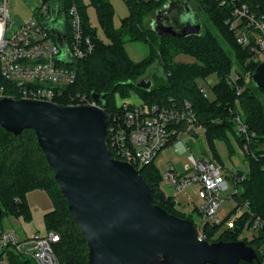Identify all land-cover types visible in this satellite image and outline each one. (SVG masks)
<instances>
[{"label": "trees", "instance_id": "1", "mask_svg": "<svg viewBox=\"0 0 264 264\" xmlns=\"http://www.w3.org/2000/svg\"><path fill=\"white\" fill-rule=\"evenodd\" d=\"M60 1L65 13L72 5H77L84 32L92 38L95 47L87 57L71 63L77 78L68 87L67 93L86 94L90 100L93 92L104 93L108 125L110 113L116 108L117 93L123 98L138 93L146 102L160 105L171 104L170 99L189 101L196 111L198 122L206 129L205 138L215 159L217 151L214 139L228 138L229 131L236 136L249 162V170L234 175L233 179L238 181L240 187L239 193L234 195L235 200L240 205L249 201L251 209L264 219V89L256 86L252 79L245 82V73L250 71L252 75L258 64L247 63L249 50L238 42L236 31L232 28V22L236 19L235 10L243 4L250 13L264 20V0H197L201 14L208 15L215 32L209 27H202L200 34L186 37L159 35L144 23L148 15L168 0H126L129 14L121 19L118 27L114 24L115 8L111 0H88L89 4L84 0ZM90 5L97 11L107 41L98 37L97 30L90 23L87 12ZM180 9L183 11L185 8ZM180 13L176 16L178 22ZM66 27L70 32L68 17ZM128 41L148 43L150 54L141 61L132 60L125 49ZM180 53L192 56L194 61H178ZM157 60L166 78L160 81L153 79L151 90L139 88L136 83ZM233 70L241 75L239 83L244 90L240 94L227 81ZM212 74L217 76L218 81L212 86L214 97L208 98L200 92L198 83ZM57 104L68 105L67 97L58 99ZM237 114L242 115L247 123L250 135L254 134L249 139L248 149L244 148L247 139L236 130L234 117ZM139 172L148 183L155 203L170 213L186 218L175 199L164 190L163 174L159 173L155 160L140 167ZM34 189L46 191L54 202V208L45 214V219L47 231L53 230L59 235V240L54 244L59 260L63 264H87L89 248L85 233L68 208V200L62 194L54 171L38 144L36 132L25 128L21 133L14 134L0 125L1 217L22 216L30 219L26 194ZM195 227L199 232L196 224ZM221 227L205 223L201 228L203 237L210 241L241 240L244 219L222 232ZM245 241L259 250L264 242V231L257 238ZM9 264L36 263L12 252Z\"/></svg>", "mask_w": 264, "mask_h": 264}, {"label": "built area", "instance_id": "2", "mask_svg": "<svg viewBox=\"0 0 264 264\" xmlns=\"http://www.w3.org/2000/svg\"><path fill=\"white\" fill-rule=\"evenodd\" d=\"M235 14L232 28L236 31L238 42L249 50L247 63L259 64L264 61V20L250 13L245 4L237 8ZM67 17L70 32L66 27ZM54 32L64 38L63 47ZM94 48L92 38L84 32L82 15L77 5H72L65 13L63 8L52 10L48 2L40 1L29 19L16 24L10 19L7 0L0 1V98H26L57 104L58 99L67 97L68 105H100L93 98L90 100L86 94L67 93L68 87L77 78V72L71 67V63L87 57ZM251 76L250 71L245 73V82ZM240 78L241 75L236 70L227 77L237 94L244 90V86L239 83ZM198 84L200 92L211 98L209 89L212 90V85L209 80L200 79ZM170 101L169 105H160L148 103L136 95L117 97L116 108L110 113V122L107 124V142L111 155L130 162L139 170L152 163L181 133L191 134V129L197 132L198 128L205 132V127L198 122L196 111L189 101ZM234 121L237 132L247 139L244 148L248 149L249 139L254 134L250 135L242 115H235ZM177 146L182 151L187 150L181 141ZM189 162L190 168L181 175L175 172L172 164L163 174V179L168 180L169 189H183L196 183L202 187L204 201L200 208L203 219L201 228L208 222L228 229L234 227L235 222L244 219L240 239L250 241L260 236L264 231V219L251 209L249 201L241 205L236 201L231 211L223 217L218 216L224 202L221 193L229 188L222 164L211 157L198 159L193 154L189 155ZM234 184L231 194L233 199L240 191L238 181ZM167 194L176 201L171 193ZM1 214L2 208L0 264H9L12 252L29 258L36 264H63L54 250V244L59 240L55 231L21 237L15 229L5 227L9 217L2 218ZM198 233L204 238L202 231ZM245 233H250L247 238ZM257 255V260H241L240 264H264V242L257 249Z\"/></svg>", "mask_w": 264, "mask_h": 264}, {"label": "water", "instance_id": "3", "mask_svg": "<svg viewBox=\"0 0 264 264\" xmlns=\"http://www.w3.org/2000/svg\"><path fill=\"white\" fill-rule=\"evenodd\" d=\"M180 7V19L171 21ZM187 0H168L156 11L152 28L179 37L200 34L202 21ZM61 47L64 38L54 32ZM264 89V61L252 73ZM136 85L153 87L152 79ZM100 105H59L26 98H0V125L19 134L36 132L68 208L85 233L87 264H240L258 259L257 247L245 240L201 238L190 218L155 203L150 187L130 162L111 155L107 142V99L92 93ZM195 138L199 134L191 129Z\"/></svg>", "mask_w": 264, "mask_h": 264}, {"label": "rangeland", "instance_id": "4", "mask_svg": "<svg viewBox=\"0 0 264 264\" xmlns=\"http://www.w3.org/2000/svg\"><path fill=\"white\" fill-rule=\"evenodd\" d=\"M187 1L193 8L192 13L194 12L199 20L202 21L203 28L209 27L215 32V28L210 22L208 15L201 14L198 8L197 0ZM38 2L39 1L37 0H7L10 19L16 24L29 19L33 15L34 9L38 6ZM84 2L89 4L88 0H84ZM111 2L114 4L115 8L114 24L116 27H118L120 25L121 19L129 14V8L127 6L126 0H111ZM157 9L145 18L144 23L147 27H152V22L155 19ZM87 12L91 25L97 30L98 37L103 41H107L105 32L100 25L95 7L93 5L88 6ZM179 12H182V9H177V14ZM125 49L127 55L134 61H141L145 59L151 51L150 45L144 41H128L125 45ZM177 60L183 62H193L194 58L190 55L180 53L177 56ZM237 65L239 66V64ZM241 70H243V68H241ZM142 78L152 80L154 79L156 81L166 78V73L159 60L154 62L148 68ZM207 79L212 86L218 81V78L215 74L208 76ZM251 79L252 78H249V81ZM208 87L210 88L209 85ZM209 93L211 94L210 97L213 98L214 95L211 89H209ZM132 95L140 97L138 93H133ZM115 97L117 101V97L120 98L122 96L120 93H117ZM197 133L199 134L198 138L193 137L187 132L181 133L175 141H172L159 153L155 159V165L159 173L165 174V172L170 169L172 164L175 167V172L177 174L181 175L187 172L188 168L191 166L189 162L190 154H193L198 159H206L211 157V149L207 139L205 138L204 130L198 128ZM180 141L186 146V151H182L177 146ZM213 142L217 151V158L215 160L224 167V172L229 183V188L221 193L222 198H224V202L219 209L218 216L223 217L227 212L233 209L236 204V200L231 198V194L235 188V181L233 179L234 175L238 174L239 171L247 172L249 170V162L245 158L244 150L240 146L236 136L231 131L228 132V138H216ZM162 185L164 189H166L167 193H171L176 198L178 208L185 212L186 218L192 217L196 226L201 231L203 219L199 211L204 200V192L202 187L196 183L191 184L183 189H178L176 187L169 189L167 187V179H163ZM26 198L31 212L30 219L27 220L22 216H10L5 222V227L15 229L21 237L31 236L35 233L45 234L48 230L45 214L54 208V202L51 196L42 189H34L27 192ZM234 214L235 212L232 215ZM223 230L224 228L221 227V232ZM245 234V238H247L250 233Z\"/></svg>", "mask_w": 264, "mask_h": 264}, {"label": "crops", "instance_id": "5", "mask_svg": "<svg viewBox=\"0 0 264 264\" xmlns=\"http://www.w3.org/2000/svg\"><path fill=\"white\" fill-rule=\"evenodd\" d=\"M29 1H31V0H29ZM37 1H46V0H37ZM38 2V3H39ZM46 2H48L49 3V5H50V7L52 8V10H55V9H59V8H62V3H61V1L60 0H49V1H46ZM62 14V13H61ZM212 153V152H211ZM211 158H214L215 159V157L213 156V154H211ZM204 201V200H203ZM203 203V202H202ZM178 206V205H177ZM232 210V209H231ZM230 210V211H231ZM200 212V211H199ZM228 213V212H227ZM226 213V214H227ZM225 214V215H226ZM200 215H201V213H200ZM224 215V216H225ZM202 217V216H201Z\"/></svg>", "mask_w": 264, "mask_h": 264}, {"label": "flooded vegetation", "instance_id": "6", "mask_svg": "<svg viewBox=\"0 0 264 264\" xmlns=\"http://www.w3.org/2000/svg\"><path fill=\"white\" fill-rule=\"evenodd\" d=\"M176 16H177V9L174 11V13L171 16V21L174 22L176 20Z\"/></svg>", "mask_w": 264, "mask_h": 264}]
</instances>
